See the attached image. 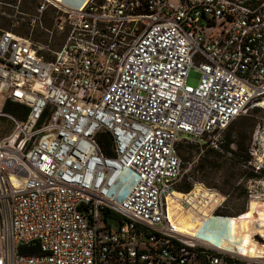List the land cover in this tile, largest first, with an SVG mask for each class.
Masks as SVG:
<instances>
[{
  "label": "built area",
  "instance_id": "1",
  "mask_svg": "<svg viewBox=\"0 0 264 264\" xmlns=\"http://www.w3.org/2000/svg\"><path fill=\"white\" fill-rule=\"evenodd\" d=\"M246 2L40 0L38 16L51 5L69 27L50 58L0 27V264H264L180 233V215L204 220L227 197L175 188L180 143L219 149L234 121L264 109V0ZM249 153L261 174L264 149Z\"/></svg>",
  "mask_w": 264,
  "mask_h": 264
},
{
  "label": "rangeland",
  "instance_id": "2",
  "mask_svg": "<svg viewBox=\"0 0 264 264\" xmlns=\"http://www.w3.org/2000/svg\"><path fill=\"white\" fill-rule=\"evenodd\" d=\"M4 6L2 14L0 16V27L6 30H14L18 34L30 38L36 45L43 48L42 52L46 58H50V51H57L65 42L69 33V27L66 25L63 30H60L56 26V20L61 13L53 7L49 6L48 10L40 17L37 13V6L40 0H23L19 8V14L16 13V9L13 7L11 0H3ZM236 1V0H232ZM254 1L258 4L261 0H245ZM39 17L35 25H32V19ZM16 18L19 20V25H15ZM201 73L197 70H192L188 77V83L192 86H197L201 80ZM237 128H248V143L249 149L254 147H260L264 149V109L261 107H255L251 109L247 115L242 116L237 121ZM6 130L4 134L11 130V127L4 122ZM259 130V132H257ZM224 132L221 135V139L217 144L219 149L212 147L208 138L202 143L195 141H184L182 144L185 146V150L181 153L183 176L179 184L183 182L187 183H203L208 187L219 190V192L227 197L225 207L222 211L228 216L210 215L205 220H218L220 222L225 218L231 220L243 219L250 213V203L264 201V178H246L242 176L234 180L232 177L233 169L230 158H225L222 161H226L227 164L223 167L222 165H216L214 168H210L207 163L203 162L202 159L209 153L212 157L215 154L211 152V149L224 154L222 150V140L225 136ZM3 135L0 132V136ZM209 143V144H208ZM199 146L195 148L193 146ZM192 147V148H191ZM236 149V147H232ZM221 164V163H219ZM232 182L230 187L228 182ZM225 189L222 190V189ZM225 192V193H224ZM251 218H247L248 221H252L253 225L259 226L262 229L264 227V221L259 217L258 213ZM240 223V222H239ZM252 229V228H251ZM250 229V230H251ZM264 245V244H263ZM264 261V259H262Z\"/></svg>",
  "mask_w": 264,
  "mask_h": 264
},
{
  "label": "bare ground",
  "instance_id": "3",
  "mask_svg": "<svg viewBox=\"0 0 264 264\" xmlns=\"http://www.w3.org/2000/svg\"><path fill=\"white\" fill-rule=\"evenodd\" d=\"M82 10L90 0H49ZM250 213L243 219L194 220L191 215L179 216L178 231L190 239L200 240L214 248L234 252L251 259H264V227L254 226L253 216L258 213L264 221V201L250 203ZM240 222V223H239ZM252 228V229H251ZM251 229V230H250Z\"/></svg>",
  "mask_w": 264,
  "mask_h": 264
},
{
  "label": "trees",
  "instance_id": "4",
  "mask_svg": "<svg viewBox=\"0 0 264 264\" xmlns=\"http://www.w3.org/2000/svg\"><path fill=\"white\" fill-rule=\"evenodd\" d=\"M246 5L254 6L256 5V3L254 1H247ZM5 111L7 113H16L19 111V107L13 103H8ZM236 121H234L225 131L226 133H225V136L221 144L224 154H220V152L211 149V152L215 154V157L209 159V157H212V156L209 155V153H207V155H205L202 161L207 163L210 168H214L216 165L217 166L222 165L221 167L225 166L227 162L222 161V160L225 158H230V161L233 162L230 168L233 169L232 177L234 180H237V178H241L242 176H245L246 178H250V179L251 178H264V171L261 174H256L253 168L249 165V162L251 161V156L249 153L250 149H249V143H248V137H247L248 128L243 127V128L238 129ZM193 147L197 149L199 148V146L197 145ZM232 147H236V149L234 150L232 149ZM184 150H185V146L182 143H180L178 147V152H179L180 157H181L182 151ZM104 151L107 154H109V151L106 150L105 148H104ZM179 182L175 185V188L178 191L188 192L193 187L192 183L183 182L179 184ZM232 182L233 181H230L226 185H229L230 187L233 188ZM222 190L225 191L224 188ZM216 215L228 216L227 214H225V212L222 211V209L218 211ZM20 252L25 255L39 254L40 249L37 244L31 245V246L21 245Z\"/></svg>",
  "mask_w": 264,
  "mask_h": 264
}]
</instances>
